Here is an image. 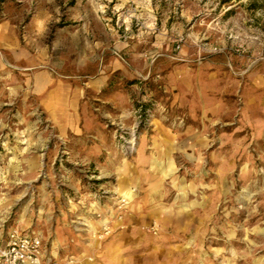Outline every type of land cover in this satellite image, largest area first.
<instances>
[{
	"label": "rangeland",
	"instance_id": "374dc122",
	"mask_svg": "<svg viewBox=\"0 0 264 264\" xmlns=\"http://www.w3.org/2000/svg\"><path fill=\"white\" fill-rule=\"evenodd\" d=\"M11 229L60 262L264 264V0H0Z\"/></svg>",
	"mask_w": 264,
	"mask_h": 264
},
{
	"label": "built area",
	"instance_id": "2783aa9c",
	"mask_svg": "<svg viewBox=\"0 0 264 264\" xmlns=\"http://www.w3.org/2000/svg\"><path fill=\"white\" fill-rule=\"evenodd\" d=\"M0 264H80L77 260L60 262L44 253L40 236L17 229L0 232Z\"/></svg>",
	"mask_w": 264,
	"mask_h": 264
},
{
	"label": "bare ground",
	"instance_id": "6f19581e",
	"mask_svg": "<svg viewBox=\"0 0 264 264\" xmlns=\"http://www.w3.org/2000/svg\"><path fill=\"white\" fill-rule=\"evenodd\" d=\"M124 195H125V197H127V198H131V192H130V191L126 192Z\"/></svg>",
	"mask_w": 264,
	"mask_h": 264
},
{
	"label": "trees",
	"instance_id": "16d2710c",
	"mask_svg": "<svg viewBox=\"0 0 264 264\" xmlns=\"http://www.w3.org/2000/svg\"><path fill=\"white\" fill-rule=\"evenodd\" d=\"M228 0H219V3L227 2Z\"/></svg>",
	"mask_w": 264,
	"mask_h": 264
}]
</instances>
